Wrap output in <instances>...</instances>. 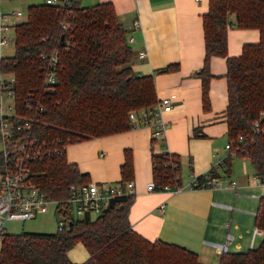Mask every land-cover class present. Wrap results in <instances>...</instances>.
I'll list each match as a JSON object with an SVG mask.
<instances>
[{
	"label": "trees",
	"instance_id": "1",
	"mask_svg": "<svg viewBox=\"0 0 264 264\" xmlns=\"http://www.w3.org/2000/svg\"><path fill=\"white\" fill-rule=\"evenodd\" d=\"M230 14L234 23L228 21ZM229 27L256 29L259 41L245 44L239 56L228 57ZM202 28V107L209 109L210 59L222 57L226 65L224 116L228 140L236 156L249 159L264 184V0H208ZM13 29L14 55L0 57V74L15 76L19 102L33 93L34 100L42 105L33 128L38 141L67 147L125 132L135 127L130 112L139 114L155 107L153 76L132 70L134 53L127 31L119 24L110 2L89 7L81 6L79 0H69L65 5H29L26 20ZM51 52L58 55L56 83L46 92L42 90L41 54ZM173 69L175 66H167L162 71ZM151 165L155 191L180 185L176 155L152 153ZM30 168L34 185L47 199H66L71 187L89 183L88 175L69 163L65 152L34 161ZM132 178L131 153L125 150L119 185ZM197 179L195 188L206 187L202 176ZM131 202L132 196L114 198L100 214L73 220L63 231L6 233L0 243V264H72L67 252L78 243L88 254L81 264H202L190 251L161 241L149 242L133 231L128 220ZM255 224L264 233V195ZM218 264H264V236L254 249L222 254Z\"/></svg>",
	"mask_w": 264,
	"mask_h": 264
},
{
	"label": "crops",
	"instance_id": "2",
	"mask_svg": "<svg viewBox=\"0 0 264 264\" xmlns=\"http://www.w3.org/2000/svg\"><path fill=\"white\" fill-rule=\"evenodd\" d=\"M96 1L113 5L119 24L127 31V39H133L129 43L134 53L132 70L138 75H152L157 100L168 98L171 109L159 116L166 124L162 138L156 137L155 127L138 125L125 132L68 145L67 161L86 173L89 182L117 186L124 151L128 150L134 192L128 220L132 230L149 242L161 241L183 248L196 254L202 264H218L222 247L225 253L258 247L264 233L254 234L255 218L264 184L247 157L229 156L225 148L229 140L224 116L226 65L222 57L210 59L209 109L202 107V16L208 10V0ZM228 21L234 23L233 14L228 15ZM258 41L256 29L229 27L227 56L237 57L245 44ZM141 51L144 57L138 56ZM167 66L175 69L163 72ZM152 153L178 157L179 186L163 191L146 190L152 182ZM220 161L223 166L214 169ZM205 175L208 180L234 181L236 188H191L198 176ZM75 246L67 257L72 264H81L88 254L84 249L85 254L73 260Z\"/></svg>",
	"mask_w": 264,
	"mask_h": 264
},
{
	"label": "built area",
	"instance_id": "3",
	"mask_svg": "<svg viewBox=\"0 0 264 264\" xmlns=\"http://www.w3.org/2000/svg\"><path fill=\"white\" fill-rule=\"evenodd\" d=\"M69 0H44L48 5H65ZM200 1V0H195ZM20 11H0V51L12 43L9 35L11 28L18 23L21 16ZM137 25V21L134 22ZM66 23H62V29ZM128 43L133 41L127 39ZM143 51L138 53L144 57ZM0 57H2L0 53ZM58 55L56 52L41 54L42 90L51 92L56 83ZM171 109L170 100L161 98L152 111L141 110L139 114L132 111L129 119L134 126L144 125L155 127L156 137L162 138L166 124L160 119L162 112ZM43 107L39 101L34 100L33 93L19 102L16 97V79L13 74H0V243L6 234L5 223L7 221H24L33 219L38 214H45L50 208L57 214V231H63L68 224L85 215H98L109 205V202L117 197L133 196V182L128 181L117 186H98L89 182L85 186H73L70 188L69 196L62 200L47 199L45 195L34 185L32 180L31 163L45 157L62 155L66 150L64 144H47L38 141L33 136V128L38 123ZM264 117V113H261ZM258 124H256V128ZM241 141V137L238 138ZM229 155H235L232 142L225 146ZM222 161L213 168L222 167ZM202 179L206 187L236 188L234 181H223L219 178ZM198 179L191 184V188L197 187ZM169 188H166L167 190ZM146 190L155 191V183L149 182ZM259 229L254 234H262ZM220 253L226 252L220 248Z\"/></svg>",
	"mask_w": 264,
	"mask_h": 264
},
{
	"label": "rangeland",
	"instance_id": "4",
	"mask_svg": "<svg viewBox=\"0 0 264 264\" xmlns=\"http://www.w3.org/2000/svg\"><path fill=\"white\" fill-rule=\"evenodd\" d=\"M57 1L60 2V0ZM43 2L44 0H0V11H20L22 15L19 17V22H23L27 17V7L29 5L41 4ZM80 2L84 7L93 6L97 3L96 0H80ZM9 35L13 41L9 46L1 49L0 53L3 57H12L14 55L15 35L13 28H11ZM57 220V214H55L53 209L50 208L47 213L38 214L33 219L24 221H7L4 227L7 234H20L22 232L53 233L57 231ZM72 253L71 257L73 260L80 259L85 254V250L83 246L77 244Z\"/></svg>",
	"mask_w": 264,
	"mask_h": 264
},
{
	"label": "water",
	"instance_id": "5",
	"mask_svg": "<svg viewBox=\"0 0 264 264\" xmlns=\"http://www.w3.org/2000/svg\"><path fill=\"white\" fill-rule=\"evenodd\" d=\"M71 224H72V223L70 222L68 225L71 226Z\"/></svg>",
	"mask_w": 264,
	"mask_h": 264
}]
</instances>
